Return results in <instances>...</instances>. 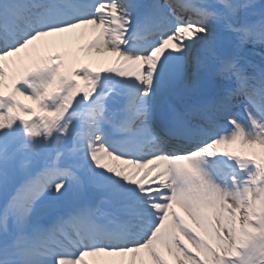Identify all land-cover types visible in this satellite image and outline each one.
Here are the masks:
<instances>
[{
    "label": "snow or ice",
    "instance_id": "snow-or-ice-1",
    "mask_svg": "<svg viewBox=\"0 0 264 264\" xmlns=\"http://www.w3.org/2000/svg\"><path fill=\"white\" fill-rule=\"evenodd\" d=\"M0 264H264V0H0Z\"/></svg>",
    "mask_w": 264,
    "mask_h": 264
},
{
    "label": "bare ground",
    "instance_id": "bare-ground-1",
    "mask_svg": "<svg viewBox=\"0 0 264 264\" xmlns=\"http://www.w3.org/2000/svg\"><path fill=\"white\" fill-rule=\"evenodd\" d=\"M92 34L93 33L91 32V26H89L88 34L83 39L69 40V41L66 42L64 47H62L58 51L60 52V54L65 55L68 58H71L73 56L79 57L80 59H87L90 56L95 57L96 56V52H95L94 49L92 50L91 53L87 52L86 50L85 51H80V48L82 46H85L88 43V41L90 40ZM177 211H179L181 213V215H184L185 219H189L187 217V215L183 212V210L180 209L179 207H177Z\"/></svg>",
    "mask_w": 264,
    "mask_h": 264
}]
</instances>
